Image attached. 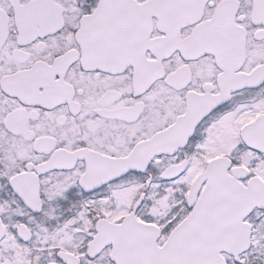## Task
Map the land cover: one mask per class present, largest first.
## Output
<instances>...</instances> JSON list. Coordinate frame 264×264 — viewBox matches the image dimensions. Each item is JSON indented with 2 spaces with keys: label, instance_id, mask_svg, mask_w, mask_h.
Here are the masks:
<instances>
[{
  "label": "snow or ice",
  "instance_id": "obj_1",
  "mask_svg": "<svg viewBox=\"0 0 264 264\" xmlns=\"http://www.w3.org/2000/svg\"><path fill=\"white\" fill-rule=\"evenodd\" d=\"M0 264H264V0H0Z\"/></svg>",
  "mask_w": 264,
  "mask_h": 264
}]
</instances>
